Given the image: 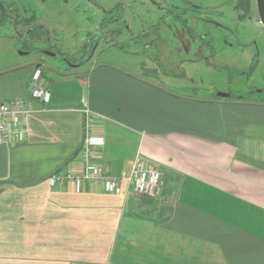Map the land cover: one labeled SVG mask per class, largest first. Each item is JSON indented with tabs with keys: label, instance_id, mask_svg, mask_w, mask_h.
Returning <instances> with one entry per match:
<instances>
[{
	"label": "crops",
	"instance_id": "obj_1",
	"mask_svg": "<svg viewBox=\"0 0 264 264\" xmlns=\"http://www.w3.org/2000/svg\"><path fill=\"white\" fill-rule=\"evenodd\" d=\"M49 78L27 141L0 145V264H264V101L181 96L99 59ZM85 111L94 162L122 178L140 158L154 197L52 183L81 172Z\"/></svg>",
	"mask_w": 264,
	"mask_h": 264
},
{
	"label": "flooded vegetation",
	"instance_id": "obj_2",
	"mask_svg": "<svg viewBox=\"0 0 264 264\" xmlns=\"http://www.w3.org/2000/svg\"><path fill=\"white\" fill-rule=\"evenodd\" d=\"M88 1L98 7L97 10L102 15L96 20L97 24L95 23L96 34L90 36L83 51H76L67 50L63 41L55 38V32L60 26L58 20H55L57 15L47 22L37 15V0H0V38H11L14 45L19 46L21 53L29 50V54L34 56L32 62L18 67L17 70L27 71L39 66L42 72L58 77L83 73L85 71H79L95 58L101 45L108 42L110 34L120 37L122 42L136 41L147 38L144 30L158 29L200 31L197 34H188L187 40L180 41L182 48L176 50L184 54L185 62L192 64L201 61L210 64V61L221 58L223 53L238 48L241 54L247 53L253 64L264 55V48L260 50V45L257 44L264 33L258 0H144L141 3L145 8L144 13L134 9L132 2L126 5L120 3L107 10L98 0ZM50 11H53V7ZM193 19L195 21H191ZM75 24L70 18L62 25ZM257 26L262 27V33L256 38H247L248 33ZM51 29L55 32L51 33ZM193 46L198 47V52L194 54L191 53ZM50 58L61 63L66 71L62 72L58 65L47 64ZM229 97L232 98L231 95ZM259 97L264 98V88L251 87L244 96L237 98L264 101L259 100Z\"/></svg>",
	"mask_w": 264,
	"mask_h": 264
},
{
	"label": "rangeland",
	"instance_id": "obj_3",
	"mask_svg": "<svg viewBox=\"0 0 264 264\" xmlns=\"http://www.w3.org/2000/svg\"><path fill=\"white\" fill-rule=\"evenodd\" d=\"M37 1L36 8L39 12L37 15L44 21L47 22L57 15L55 20H58L60 26L56 32L52 31L53 29L50 30L51 33L55 32V38L60 42L63 41L67 50L81 51L82 49L83 51V46L90 40V36L97 32L95 23L102 15L98 12V7L93 6L88 0ZM98 1L107 10H111L120 3L126 5L132 2L135 6L134 9L141 13L145 12L144 6L141 5L144 0ZM52 7L53 11H50ZM70 18L76 22L75 26L62 25ZM191 21H195V19ZM144 31L147 38L137 39L138 43L135 40L122 42L120 37L110 34L108 42L101 45L95 58L79 72L89 71L92 62L97 59L100 62L109 61L128 72L138 73L142 77L152 79L170 92L185 97L218 98L219 94H228L232 98H237L244 96L248 88H264V55L253 64L247 53L241 54L240 48H238L223 53L221 58L210 61L212 62L210 64L203 61L192 64L185 62L184 54L176 52V50L182 48L180 41L187 40L188 34H197L200 31L160 29ZM262 31V27L257 26L255 30L248 33L247 38H256ZM140 33L142 34L143 31ZM151 38L155 41H151ZM263 39L264 33L257 42L260 45V50L264 48ZM192 49V54L198 52L197 46H193ZM20 51L19 46H15L11 38H0V101L20 98V92L25 89L24 85L27 88V83L33 78L35 72L38 70L42 72L40 68H36L37 66L27 71L17 70V67L30 63L34 58L33 54H29V50H25L26 54L23 55ZM189 57L191 58L192 55L190 54ZM47 61L49 65H58L62 72L66 71V68L56 60L50 58ZM44 76L45 78H57L53 74L42 72L44 83H46L43 79ZM259 100H264V98L259 97Z\"/></svg>",
	"mask_w": 264,
	"mask_h": 264
},
{
	"label": "built area",
	"instance_id": "obj_4",
	"mask_svg": "<svg viewBox=\"0 0 264 264\" xmlns=\"http://www.w3.org/2000/svg\"><path fill=\"white\" fill-rule=\"evenodd\" d=\"M29 96L24 99L0 101V145L18 146L27 141L30 117L36 112L35 103H48L50 97L49 85L42 81V72L36 71L27 83ZM84 140L79 156L81 158V172L79 175L59 173L52 177V183L64 180L74 182L77 192H83L87 187L102 183L108 191L118 188L121 181L126 180L133 191L139 195L154 197L160 186L162 174L158 170L148 169L146 164L137 158L129 174L122 178L105 173L100 165L94 162L97 149L101 141L94 137L93 129L96 117L85 111Z\"/></svg>",
	"mask_w": 264,
	"mask_h": 264
},
{
	"label": "water",
	"instance_id": "obj_5",
	"mask_svg": "<svg viewBox=\"0 0 264 264\" xmlns=\"http://www.w3.org/2000/svg\"><path fill=\"white\" fill-rule=\"evenodd\" d=\"M258 7H259V14H260L261 22L264 25V0H258ZM21 54L23 55L24 53H21ZM36 68H39V66H37ZM219 97L228 98L229 95L228 94H219Z\"/></svg>",
	"mask_w": 264,
	"mask_h": 264
}]
</instances>
